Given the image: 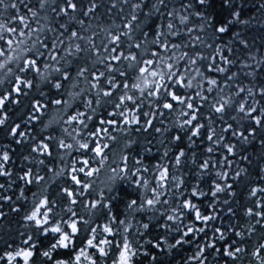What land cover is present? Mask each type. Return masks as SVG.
<instances>
[{"label":"snow or ice","instance_id":"obj_1","mask_svg":"<svg viewBox=\"0 0 264 264\" xmlns=\"http://www.w3.org/2000/svg\"><path fill=\"white\" fill-rule=\"evenodd\" d=\"M0 264H264V0H0Z\"/></svg>","mask_w":264,"mask_h":264},{"label":"trees","instance_id":"obj_2","mask_svg":"<svg viewBox=\"0 0 264 264\" xmlns=\"http://www.w3.org/2000/svg\"><path fill=\"white\" fill-rule=\"evenodd\" d=\"M4 142H6V141H4ZM17 151H20V149H17Z\"/></svg>","mask_w":264,"mask_h":264}]
</instances>
